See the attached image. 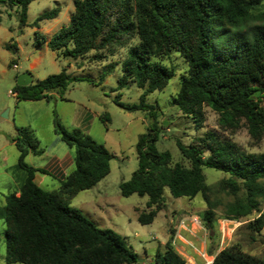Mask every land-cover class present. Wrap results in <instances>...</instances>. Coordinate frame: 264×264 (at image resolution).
I'll return each instance as SVG.
<instances>
[{
  "label": "trees",
  "instance_id": "16d2710c",
  "mask_svg": "<svg viewBox=\"0 0 264 264\" xmlns=\"http://www.w3.org/2000/svg\"><path fill=\"white\" fill-rule=\"evenodd\" d=\"M4 2L5 0H0ZM31 0H6L17 5L19 25H25ZM262 0H72L67 24L52 33L45 42L57 54L81 58L89 52L100 61L124 49L121 76L114 90L133 82L142 89L137 103H123L119 94L114 103L126 111L141 110L152 116L155 105L145 96L162 89L173 70L161 63L175 49L187 68L179 77L172 104L189 116L195 127L204 121V107L216 115L218 129L205 130L187 145L178 140L181 162H171L168 151L154 145L156 125L141 133L135 143L137 166L118 184L121 196H145V210L136 211V221L150 224L162 206L163 190L174 197L193 198L200 194L206 203L201 212L202 227L212 231L214 208L219 201L211 198L203 167L227 177L217 182V190L233 197L223 204L222 217L240 221L256 211L246 227L259 232L264 227V152H247L227 137L243 122L252 141L264 135V24L240 26L249 21H264V10H250ZM56 7L38 14L31 26L58 14ZM239 27V28H238ZM230 28H237L230 31ZM227 33L220 41L214 38ZM35 36L37 33H34ZM44 42L41 38L36 45ZM5 49L16 52L14 44ZM102 76L100 77V79ZM69 74L62 68L24 86L14 85L18 99L46 98L49 91L61 92ZM54 131L72 150V166L59 181L58 189L46 191L33 181V172L24 157L38 152L37 140L26 128L17 127L12 138L17 150L18 168L25 173L18 194L4 196V262L6 264H132L138 255L117 233L98 228L68 200L81 190L94 186L109 171L112 154L79 128L66 130L56 119ZM240 193V195H239ZM153 255L152 264H184L169 237ZM209 264H264V259L244 253L238 246H225Z\"/></svg>",
  "mask_w": 264,
  "mask_h": 264
},
{
  "label": "rangeland",
  "instance_id": "374dc122",
  "mask_svg": "<svg viewBox=\"0 0 264 264\" xmlns=\"http://www.w3.org/2000/svg\"><path fill=\"white\" fill-rule=\"evenodd\" d=\"M54 7L59 11L56 17L39 21L38 27L31 26L38 14ZM72 8V0H31L27 5L25 25L21 26L17 17V5L9 4L6 0L0 1V143L11 140L16 134V125L19 124L37 140V148L42 149L43 155L53 152L61 154L56 148L57 142L53 141L56 137L59 145L66 148L60 142L58 134L53 133V121L56 119L66 130L79 128L95 142L106 147L112 154L108 173L91 188L76 193L68 203L98 228L111 229L122 237L125 244L141 259L132 264H152L156 250H162L159 243H164L169 237L173 250L182 258L191 257L194 263L207 262L210 260V255L205 256L208 251L213 253L229 245L238 246L242 252L264 259V227L259 232H253L245 224L255 217L256 211L240 218V221L223 219V204L233 197L217 190V182L227 177V174L211 168L203 167L202 171L206 183L211 186V198L219 201L214 208L212 231L204 230L203 233L201 212L207 206L200 194L191 199L184 196L174 198L166 188L163 190L162 206L152 222L141 225L136 221L134 210H145L146 197L136 194L121 196L118 184L127 180L137 166L135 143L138 136L155 123L156 149L168 151L171 162L178 161L187 165L181 159L175 141L187 145L205 130L218 129L217 115L204 107V121L200 127H195L192 119L172 104L171 99L179 86V77L187 68L185 60L175 49L161 60L163 65L173 70V76L162 89L145 96L146 103L155 105L152 116L141 110L121 109L113 101L116 94H119L121 102L131 104L137 103L142 93V89L133 82L114 90L117 79L121 76L120 65L125 57L124 49L95 61L90 59L92 52L81 58L71 59L51 51L45 45L52 33L67 24ZM260 10H264V0L250 11L255 14ZM255 24H264V21H249L240 27L244 29L247 25ZM236 29L230 28V31ZM226 34H220L214 40L220 41ZM41 38L44 42L37 46V40ZM7 44L16 45V52L5 49ZM62 68L73 79H70L63 91L47 100L46 112L43 111V106L36 104L38 102H18L14 94L10 93L13 92L16 76L22 72H28L34 82L57 73ZM7 108L14 110V127L10 123L11 111L7 117ZM224 134L247 152H264V135L259 141H252L243 122H240L236 130L225 131ZM70 152L72 153L71 149ZM2 154L8 159L7 149ZM32 158L39 159L38 156ZM44 177L50 179L49 176ZM5 183L6 177L0 176V264H6L3 207L4 196L9 191ZM259 200L260 209L264 211V197Z\"/></svg>",
  "mask_w": 264,
  "mask_h": 264
},
{
  "label": "crops",
  "instance_id": "0c3cea01",
  "mask_svg": "<svg viewBox=\"0 0 264 264\" xmlns=\"http://www.w3.org/2000/svg\"><path fill=\"white\" fill-rule=\"evenodd\" d=\"M30 75V74H29ZM32 82V79H31ZM30 82V83H31ZM15 96V92H12ZM57 92L56 91H49L46 93L47 97L46 98H40L36 100H22L18 99V102L20 100L28 102V104H35V102H38L36 104H39L40 106L44 107V112L47 111V100L50 99L52 96H56ZM34 102V103H33ZM15 107V106H14ZM10 115V123L14 127V110H10L7 108L6 113L7 117ZM17 127H22V125L17 124ZM16 127V128H17ZM15 128V129H16ZM23 128V127H22ZM53 133L55 134L54 130ZM58 139L54 137L53 141H56L58 145H56V148L61 151V154H56L55 152L48 154V155H43L42 149L38 148V152L34 153L32 151H28L24 157L26 163L35 168V169H42L44 172H41L39 170L33 172V181L34 183L39 186L40 188L46 190V191H55L58 189L59 186V181L62 180L69 170L71 169L72 166V153L70 152V148L67 147L60 139V142L66 146V148L63 149L61 145H59ZM7 149L9 151V157L8 159L4 158V154L2 152ZM17 156H18V150L11 138V140L8 139L7 142H1L0 143V176L6 177V183L5 185L7 186V190L10 192H15V195L18 194V189L19 186L24 178V171L20 168L17 167L16 162H17ZM32 156H38L39 159H34ZM44 176H49V180L45 179ZM49 189V190H48ZM204 233V229H203ZM206 234V233H205ZM179 236V234H177ZM199 238L200 235L198 234ZM183 240H185L183 237H181ZM166 241V239H165ZM164 241V243H165ZM163 243V242H162ZM162 243H159V245H163ZM176 249V248H175ZM221 249V248H220ZM216 252V251H215ZM214 252V253H215ZM205 256H208L205 254ZM210 260L211 261L213 256L210 255ZM184 259V263L188 262L189 264H206L203 263L202 261L198 263H194L193 259L189 256ZM202 260V259H201Z\"/></svg>",
  "mask_w": 264,
  "mask_h": 264
},
{
  "label": "water",
  "instance_id": "95a60500",
  "mask_svg": "<svg viewBox=\"0 0 264 264\" xmlns=\"http://www.w3.org/2000/svg\"><path fill=\"white\" fill-rule=\"evenodd\" d=\"M31 82V77L28 72H22L19 75L16 76L15 84L19 86L27 85ZM141 259L137 258V262H139Z\"/></svg>",
  "mask_w": 264,
  "mask_h": 264
},
{
  "label": "built area",
  "instance_id": "2783aa9c",
  "mask_svg": "<svg viewBox=\"0 0 264 264\" xmlns=\"http://www.w3.org/2000/svg\"><path fill=\"white\" fill-rule=\"evenodd\" d=\"M13 66L15 67V64H13ZM11 94H13L12 92H10ZM211 261H207L206 264H209Z\"/></svg>",
  "mask_w": 264,
  "mask_h": 264
}]
</instances>
